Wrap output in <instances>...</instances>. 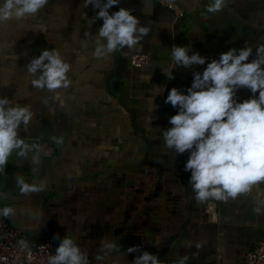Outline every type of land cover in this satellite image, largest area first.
Segmentation results:
<instances>
[{
    "label": "crops",
    "instance_id": "crops-1",
    "mask_svg": "<svg viewBox=\"0 0 264 264\" xmlns=\"http://www.w3.org/2000/svg\"><path fill=\"white\" fill-rule=\"evenodd\" d=\"M176 1L185 8L182 18L151 0H120L109 10L131 9L151 27L126 55H95L106 44L98 36L103 20L84 0H48L35 16L0 23V97L30 106L33 118L19 135L38 146L26 157L14 151L0 171V209L15 210L7 219L29 242L68 233L91 264H132L138 253L127 249L134 245L162 264H244L261 241L264 215L253 208L264 204V181L236 199L198 203L185 171L190 153L167 149L162 133L179 111L165 103L172 88L187 94L194 72L233 48L247 45L249 60L255 57L264 45V0H226L217 13L206 11L213 0ZM173 46L199 53L206 63L174 67ZM45 49L58 50L71 65L69 87L32 86L37 77L27 65ZM171 70L169 80L164 71ZM250 98L247 88L235 96L237 102ZM18 176L30 185L44 181L46 190L22 194ZM101 240L118 250L98 262Z\"/></svg>",
    "mask_w": 264,
    "mask_h": 264
},
{
    "label": "clouds",
    "instance_id": "clouds-1",
    "mask_svg": "<svg viewBox=\"0 0 264 264\" xmlns=\"http://www.w3.org/2000/svg\"><path fill=\"white\" fill-rule=\"evenodd\" d=\"M119 3L120 0H84V7L91 5L98 9L95 18L103 20L98 36L105 39L106 44L96 48L97 57L131 50L140 45L151 30L150 25L141 24L131 9L120 7L110 14L109 10ZM47 4L48 0H4L0 4V23L35 16ZM225 6L226 0H213L206 11L217 13ZM171 55L174 67L192 68L204 65L207 60L199 53L189 55L183 46H173ZM252 56L253 50L247 45L222 53L218 60L207 63L202 73L194 72L187 94L174 87L165 100L179 111L170 117L172 127L163 131L162 139L167 149L177 154L190 153L185 171L191 172L189 185L198 203L210 198L227 202L264 181V45L257 47L250 61ZM27 71L37 77L32 80V86L41 90L55 91L71 83L68 79L71 65L56 49L43 50L30 61ZM164 72L169 80L174 79L172 70ZM241 88L249 89L252 98L237 102L235 96ZM162 90L156 87L157 92ZM33 115L30 106H13L8 97H0V171L14 151L26 157L30 151L38 149L19 135L21 126L26 127ZM33 163L38 164L39 158L33 157ZM17 186L27 195L45 191L47 184L41 181L38 186L30 185L18 176ZM253 211L264 215V204L254 207ZM0 214L11 217L15 210L5 206ZM54 239L59 243L55 254L49 256L48 264H91L88 251L82 250L73 236L66 233L63 238L57 235ZM19 243L22 247L26 245L23 240ZM112 250H118L115 243L101 240L95 259L103 261ZM127 251L138 253L132 264H162L157 255L141 251V245L131 246ZM179 264H185L184 259Z\"/></svg>",
    "mask_w": 264,
    "mask_h": 264
},
{
    "label": "built area",
    "instance_id": "built-area-1",
    "mask_svg": "<svg viewBox=\"0 0 264 264\" xmlns=\"http://www.w3.org/2000/svg\"><path fill=\"white\" fill-rule=\"evenodd\" d=\"M172 11L177 18L185 15V8L176 0H151ZM43 152L52 153V148L42 144ZM26 242L25 246L20 241ZM59 241L46 239L43 242L31 243L21 233L14 229L7 217L0 214V264H48V258L55 254ZM244 264H264V231L261 241L245 257Z\"/></svg>",
    "mask_w": 264,
    "mask_h": 264
}]
</instances>
